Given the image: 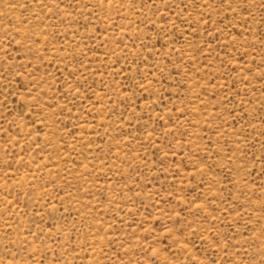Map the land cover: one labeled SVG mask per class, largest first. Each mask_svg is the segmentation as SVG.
Listing matches in <instances>:
<instances>
[{"label":"rangeland","instance_id":"rangeland-1","mask_svg":"<svg viewBox=\"0 0 264 264\" xmlns=\"http://www.w3.org/2000/svg\"><path fill=\"white\" fill-rule=\"evenodd\" d=\"M0 264H264V0H0Z\"/></svg>","mask_w":264,"mask_h":264}]
</instances>
